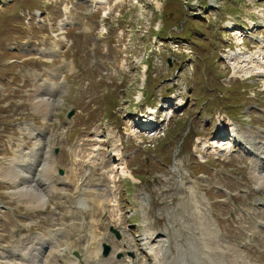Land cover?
Instances as JSON below:
<instances>
[{"label": "rangeland", "instance_id": "374dc122", "mask_svg": "<svg viewBox=\"0 0 264 264\" xmlns=\"http://www.w3.org/2000/svg\"><path fill=\"white\" fill-rule=\"evenodd\" d=\"M263 18L264 0H0V253L50 233L37 264H69L54 252L155 264L148 246L161 247V264H202L191 237L199 206L264 264V189L250 175L253 152L229 138L264 142ZM251 55L254 68L238 69L234 58ZM40 93L56 100L45 124ZM146 111L157 138L138 128ZM31 124L52 167L44 177L60 179L42 209L15 197L1 171L17 144L32 148ZM86 193L87 208L68 209Z\"/></svg>", "mask_w": 264, "mask_h": 264}, {"label": "bare ground", "instance_id": "6f19581e", "mask_svg": "<svg viewBox=\"0 0 264 264\" xmlns=\"http://www.w3.org/2000/svg\"><path fill=\"white\" fill-rule=\"evenodd\" d=\"M248 51H249V49H248ZM258 55L263 57L264 53L258 54ZM252 57L253 58L242 59L241 56H239V57L236 56L234 58V62H236V63L239 62L242 64L245 63V66L238 68V69H241V68L243 69L246 67V64L249 65V63H252V61H254V56H252ZM260 64L263 65L262 63H260ZM250 68H254V67L249 65V67H248L249 72H250ZM60 83H62V82H60ZM41 88L42 87L39 86L38 90H41ZM45 95L46 94H44V93L43 94L40 93L38 95H35L33 98V99H35L34 100V103H35L34 109L38 110V112L42 113V115L45 116V117H43L44 121L47 119V117H46L47 114H50V111H51L50 107L53 105V103L56 102V100H52V99L48 98V96L46 97ZM38 96H40V97H38ZM142 123H144V122H142ZM28 130H29L28 135L32 141V148H30V150H28V149L24 148L22 144H18L17 149L13 151L14 152L13 158L7 159L8 163L4 165V167L2 168L1 171L3 172V177H5L6 179L8 177H11V183L10 184L14 185V187H13L14 190H12L11 193L13 195H15V197L19 198V200L21 199L22 203L28 204V207H30L32 209H42L45 207V203L48 202L50 191H52V189H54L53 191H55V187H54L55 180L59 181L60 179L56 177L55 170H52V172L50 173L52 175L51 179H48V178L46 179V177H44L45 175H47V174H44V171L47 168H48V170L52 169V167L51 168L49 167V163L47 161L48 160L47 159L48 154L47 153L42 154L43 147H42L41 143L38 142V140L35 138L36 137L35 132H33V130H37V129L36 128L34 129V127H29ZM130 130H132V131L130 132ZM130 130H129L128 134L132 135L134 133L133 132L134 129H130ZM214 135L216 137H220V134L217 130L215 131ZM249 137H250L249 135H248V137L247 136L243 137V135H240V133L238 135V133L236 131L230 130L229 138H231L234 143H236V144L242 143L241 147H243L246 150L248 148L250 151L253 152V153H251V156L253 157V159L250 160V165H251L250 175H251L252 180L255 181L254 182V183H256L255 185H257V187L260 189H264V165H262V161H264V142L258 141L256 138H252V137L249 138ZM40 154L45 156V157L43 156L45 158V159L43 158L44 161L42 159L43 162H39L40 157L38 155H40ZM260 159H261V161H260ZM38 162L40 163V166H39ZM38 167L40 168V172L42 173L41 175L35 174V171L37 170ZM53 169H55V168H53ZM48 170L46 171V173L48 172ZM49 171H51V170H49ZM4 181H6V180H4ZM8 181L10 182V179L9 180L7 179V182ZM88 194L90 195V193H88ZM88 194H87V196L82 195L83 198H81V196H79V198H75L73 203L68 201V203H69L68 209L73 208L72 211H74V209L78 210V207H81V208L86 207L87 205H85L86 204L85 201H88V199H89V201H92L91 200L92 197L90 199ZM100 201H99L100 203L103 202L102 200H100ZM96 202H97V199H96ZM106 203H107V201H106ZM72 204H74V206H72ZM103 204H104V202H103ZM99 205H97V207ZM201 205L204 206V204H201ZM97 209L98 208H95L94 211L97 212ZM194 210H196L197 212H196L195 218L192 219V223L195 226H198V229L195 230L196 232L193 231V235H191V237L193 238L192 242L194 244V247H195V249H197L196 250L197 255L194 256V257H197V259H194V260L200 259L202 264H255V263H252V260L249 256L248 252L245 251V249L242 248L239 244L233 243V242L228 243L227 241H225L224 238H222L221 235H218L219 230L217 227H215L210 222V218L206 215V209L205 208L203 210V207L201 209L198 206V208L196 207V209L194 208ZM67 212H70V210H68ZM91 215L93 216L94 214H91ZM191 215H192V213H191ZM70 216L72 218V215H70ZM94 220H95V218H94ZM92 227H93V225H92ZM94 228H96L95 225H94ZM257 228H258V225H255L254 228H252V229L255 230ZM41 235L44 236V234H41ZM46 235L44 237H46ZM27 237L26 238L23 237L22 240L21 239L19 240V243L16 246V248L14 249V251L2 250L0 253V258L6 259L8 254L10 256H15L14 252H17L19 254L17 256L21 260V263H18L17 261L10 263L11 261L9 262V260H7L9 258L8 257L6 259L7 262L2 263V264H37L39 255L43 250V245L48 244L49 245L48 247L52 249V243H53V239H54L53 237H55V236L54 235L52 236L49 233L47 235V238H42L40 236H33V237H29V238H27ZM124 243H126V242H124ZM148 245H149V243H148ZM124 247H125V244H124ZM119 248H121V250H122V248H123L122 243H121ZM160 248L161 247L153 250L152 247L151 248H149V246L147 247L149 252H151V254H154V257L156 260L155 264H161L160 260H159V259H161V257L159 258ZM57 251L59 252L61 250H57ZM95 252H96V250H95ZM90 253H88V255ZM155 253H157V256L155 255ZM69 255L70 254L68 252H66L65 256L59 255L58 253L54 252V254L51 255V258L54 259L55 257L58 258L61 256L62 258L63 257L68 258L67 260H68L69 264H77L76 262H73V260H72L75 258L70 257ZM92 257H91V261H92ZM111 257H112L111 261L104 262V264H137L138 263L137 260L132 261L133 259L129 260V261L122 259L121 261H114V263H113L112 262L113 261V255ZM194 257H192V258H194ZM83 258H84V256L83 257L81 256L80 259H76V260L86 261ZM97 260H96V262H97ZM65 261H66V259H65ZM70 261H72V262L70 263ZM93 262H95V260ZM181 262L183 264H190L187 261H185V263H184L183 260ZM44 264H48V262L44 263ZM97 264H99V261L97 262Z\"/></svg>", "mask_w": 264, "mask_h": 264}, {"label": "water", "instance_id": "95a60500", "mask_svg": "<svg viewBox=\"0 0 264 264\" xmlns=\"http://www.w3.org/2000/svg\"><path fill=\"white\" fill-rule=\"evenodd\" d=\"M72 114V112L71 111H69L68 113H67V116H70ZM56 152V151H55ZM62 171L60 170V173H61ZM114 233H115V231H114ZM101 247H102V255H105L106 253H107V251H108V246L105 244V243H101Z\"/></svg>", "mask_w": 264, "mask_h": 264}]
</instances>
